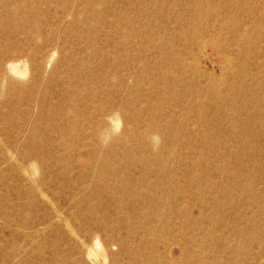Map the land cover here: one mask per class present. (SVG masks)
Segmentation results:
<instances>
[{
  "label": "rangeland",
  "instance_id": "374dc122",
  "mask_svg": "<svg viewBox=\"0 0 264 264\" xmlns=\"http://www.w3.org/2000/svg\"><path fill=\"white\" fill-rule=\"evenodd\" d=\"M0 264H264V0H0Z\"/></svg>",
  "mask_w": 264,
  "mask_h": 264
},
{
  "label": "bare ground",
  "instance_id": "6f19581e",
  "mask_svg": "<svg viewBox=\"0 0 264 264\" xmlns=\"http://www.w3.org/2000/svg\"><path fill=\"white\" fill-rule=\"evenodd\" d=\"M244 27V26H243ZM10 58L11 57H8V59L5 61V60H3V62H6V63H10L11 62V60H10ZM12 81V80H11ZM49 203V202H48ZM52 203V202H51ZM67 223V222H66ZM71 226V225H70ZM73 228V227H72ZM78 238V237H77ZM113 242V241H112ZM84 244V243H83Z\"/></svg>",
  "mask_w": 264,
  "mask_h": 264
}]
</instances>
